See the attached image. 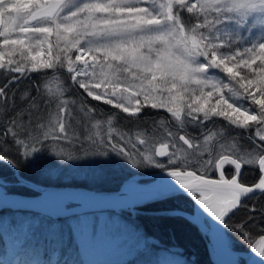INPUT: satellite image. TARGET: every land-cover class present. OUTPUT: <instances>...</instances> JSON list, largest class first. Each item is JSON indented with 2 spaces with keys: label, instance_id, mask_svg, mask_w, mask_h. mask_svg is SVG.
Returning <instances> with one entry per match:
<instances>
[{
  "label": "snow or ice",
  "instance_id": "1",
  "mask_svg": "<svg viewBox=\"0 0 264 264\" xmlns=\"http://www.w3.org/2000/svg\"><path fill=\"white\" fill-rule=\"evenodd\" d=\"M78 160L91 175L61 167ZM108 168L129 177L90 186ZM129 183L162 187L122 223L101 202ZM180 193L264 264V0H0V220L17 247L83 264L84 245L130 233L127 264H159L133 216Z\"/></svg>",
  "mask_w": 264,
  "mask_h": 264
},
{
  "label": "rangeland",
  "instance_id": "2",
  "mask_svg": "<svg viewBox=\"0 0 264 264\" xmlns=\"http://www.w3.org/2000/svg\"><path fill=\"white\" fill-rule=\"evenodd\" d=\"M45 163L58 165L59 161L55 158H51L50 161H45ZM69 166L75 168L80 175H91V169L87 160L70 161L67 162L66 165H62L61 167ZM149 171L154 172L158 170ZM106 173H108L106 174V176H110L114 178V180L124 175V178L129 177V173L127 170L118 171L112 168H108L106 170ZM142 177H137V179L142 183H151L153 180V177H151L152 180H140V178ZM120 185L121 184H119L118 186ZM127 185L136 186L135 184L131 183ZM189 203L190 205H192L193 211H195V201L191 199ZM109 214L118 215L122 223L129 220L127 212H120L119 210H115V212H109ZM26 215L29 217H35L36 215H38V213H34L31 211ZM200 217L205 224L209 223L210 216H208L207 213H204V211L200 212ZM10 219L11 217L6 216L3 220H0V233L3 236V239H5V249L4 251L0 252V264H63V257L59 256L58 252L54 253L50 248L46 250L42 244L37 245L35 241H33L30 247L24 250L18 248V240H22L23 236L21 234H17L16 236H14L9 232L8 221ZM57 222L63 223L64 221L62 218H60ZM225 232L229 246L231 247V249H234L236 251L234 261L238 260L240 261V264H246L247 262H249V258L252 254L251 249L243 251L236 250L232 246V239L229 237L226 230ZM146 235L148 238L150 236H153L147 233ZM134 239V236L130 233H121L118 235H110L92 244H86L83 246L82 252L83 264H127L129 260L135 259L133 256L128 254L130 246L134 243ZM158 241L160 242L159 239ZM164 249H169V251H165ZM153 259H158L159 264H179V262H183V264H194L191 263V261L179 246L172 243L165 244L160 242V250L154 254Z\"/></svg>",
  "mask_w": 264,
  "mask_h": 264
},
{
  "label": "trees",
  "instance_id": "3",
  "mask_svg": "<svg viewBox=\"0 0 264 264\" xmlns=\"http://www.w3.org/2000/svg\"><path fill=\"white\" fill-rule=\"evenodd\" d=\"M98 103V102H93ZM107 108L108 106H104ZM110 173V171H109ZM3 174L6 177L10 178V173L7 169L3 170ZM108 174V173H106ZM25 175L31 180L39 179L38 175H29L27 172ZM124 176L114 180V178L110 176H106V179L103 182H99L96 184H92V187H98L103 189L116 188L119 184L125 179ZM140 180H152L151 177H142ZM77 183H89L84 182V180H77ZM42 184H60L63 181H48L42 180ZM26 191V190H24ZM11 193V192H10ZM192 198L185 194H178L174 197L169 198L167 201L163 203L159 202H149L145 203L141 206V208H149V209H165V208H182L186 211H193L192 205H190L189 201ZM33 212V211H32ZM36 212V211H35ZM34 212V213H35ZM39 213V212H37ZM243 215V212L237 213V218ZM134 222L140 225L143 231L149 235H153L157 237L162 243H172L179 246L182 251L186 254L191 263L194 264H214L212 258L210 256V252L207 248V241L205 235L201 230L193 223V221L187 219L182 216V214L176 212L168 215L160 214H151L147 212H136L133 216ZM225 229V228H224ZM227 234L232 239V246L236 250H250L248 244L242 240L236 233L232 232L231 227L225 229ZM259 229L257 228L256 231ZM5 249V239H3L2 234L0 233V252ZM59 256H61L59 254Z\"/></svg>",
  "mask_w": 264,
  "mask_h": 264
},
{
  "label": "water",
  "instance_id": "4",
  "mask_svg": "<svg viewBox=\"0 0 264 264\" xmlns=\"http://www.w3.org/2000/svg\"><path fill=\"white\" fill-rule=\"evenodd\" d=\"M156 172V171H154ZM146 177H153L152 175H145ZM142 177V176H141ZM43 185H48V184H43ZM58 185V184H57ZM119 187V186H118ZM116 188H110V189H103L100 188L104 191H112L117 189ZM162 186H157V185H152L149 186L148 188H139L138 186H124L123 192L119 195H112L109 197H106L101 203L104 207L106 208H110V209H115V210H121L123 208H126L130 205H132L135 201L139 200V199H143L147 196L153 195L156 193V191L160 190ZM44 189L42 188L41 191H43ZM51 190V189H49ZM10 195L12 193H9ZM184 194V193H182ZM186 195V194H185ZM29 199H38L39 197L36 196H29ZM57 197L53 196L44 200H33V201H29L30 204H32L34 206V209H32L31 211L33 212H39V209H44V208H50L52 206H54V204L56 203ZM144 205V204H142ZM142 205H139L137 207V211L136 212H147V213H151V214H160V208H155V209H149V208H141ZM165 209H171L174 210L171 213H181L183 215H185V217L191 221H193V223H195V225L198 227L199 230L202 231V233L205 235L206 241H207V248L208 251L210 252V256L212 258V261L214 262V264H227V262L224 259V256L222 254V251H220L218 244L216 242V240L214 239V233L217 230V227H221L224 231V227L219 225L218 222L214 221L211 217H209V223L205 224L203 222V220H198L196 219V213L197 210L195 209V211L190 212L189 210H185L179 207L176 208H165ZM170 213V214H171ZM226 233V232H225ZM150 240L152 241H158L157 238L150 236L149 237Z\"/></svg>",
  "mask_w": 264,
  "mask_h": 264
},
{
  "label": "bare ground",
  "instance_id": "5",
  "mask_svg": "<svg viewBox=\"0 0 264 264\" xmlns=\"http://www.w3.org/2000/svg\"><path fill=\"white\" fill-rule=\"evenodd\" d=\"M127 186H129V185H127ZM195 207H196V210H197V213L195 215L196 219H197V217H199V219L201 220L200 212H202L203 209H201L199 207V205H197L196 203H195ZM182 216L185 217V215H183V214H182ZM214 239L216 240L220 251H222V254H223L224 259L227 262V264H233L234 256L236 255V251L234 249H231V247L229 246L228 240H227V237H226V233L220 226L217 227V230L214 233ZM250 259L259 260V257H256L255 253H252L251 257L249 258V260ZM246 264H249V262H247Z\"/></svg>",
  "mask_w": 264,
  "mask_h": 264
}]
</instances>
